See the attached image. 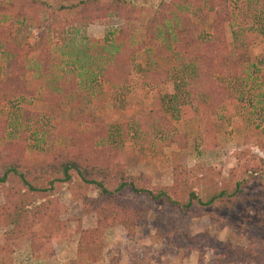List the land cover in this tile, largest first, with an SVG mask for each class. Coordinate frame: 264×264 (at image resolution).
<instances>
[{"label":"rangeland","instance_id":"374dc122","mask_svg":"<svg viewBox=\"0 0 264 264\" xmlns=\"http://www.w3.org/2000/svg\"><path fill=\"white\" fill-rule=\"evenodd\" d=\"M43 1L49 9L21 12L19 1L0 0V26L5 30L0 31V85L12 88L11 83L20 81L19 77L5 79L14 62L35 67L30 76L32 92L25 96L29 104H17L19 111L15 110V94H3L11 115L5 137L13 144L4 150L11 157L19 155L29 167L44 166L53 159L55 150L70 140L84 151L103 154L113 173L122 172L150 188L166 187L178 199L191 188L199 193L230 188L247 176L244 171L255 166L258 159L264 162V155L255 144L258 136L252 130L254 125L246 126L237 115L231 118L208 110L212 132L207 136L209 127L202 116L205 108L197 100L198 88L192 89L190 102L184 101L180 107L171 102L173 85L167 78L165 64H172L173 54L158 58L147 47L129 53L144 38L143 25L149 9L159 1L169 0H137L136 30L125 51L128 69L114 79V83L126 81L129 94L116 93L118 100H109L114 86L102 82L101 73L98 74L101 68L95 67L89 46L102 39L104 51H111L112 37L118 30L129 29L126 24L115 19L87 26L74 23L66 29L65 36L66 49H72L71 57L54 58V63L45 66L44 76L40 72V52L44 48L36 43L38 33L46 32L48 47L57 56L61 42L45 24L48 20L72 21L74 16L65 12L59 17L57 0ZM10 6L14 12H10ZM17 10L22 17L13 15ZM34 17L38 21L31 23ZM223 39L232 52L226 27ZM249 41V61L264 73V34L257 30ZM154 43L161 50L163 41ZM97 49L94 45L91 50ZM63 72L67 77L73 75L69 84V92L74 94L71 105L59 102L64 88L58 79ZM256 81L264 85V80ZM227 86L229 91L234 89ZM22 111L37 115L34 117L39 121L43 118L55 130L42 135L40 131L29 133V138L19 143L22 140H17V116ZM247 113L238 115L254 118ZM86 124L90 130L83 132ZM199 136L202 142L195 141ZM135 140L140 145L134 144ZM174 177L176 181L172 180ZM183 177L185 186L179 181ZM249 181L232 210L194 208L179 213L159 203H146L148 215L130 230L114 225L94 234L97 226L90 209L94 190L75 180L57 188L51 199L27 201L31 209L28 218L18 226L12 225L8 215L16 202V180L9 177L0 184V264H217L227 251L247 248L250 234L262 241L260 248L264 249V185L252 178ZM144 204L138 201L135 206L144 208Z\"/></svg>","mask_w":264,"mask_h":264},{"label":"trees","instance_id":"16d2710c","mask_svg":"<svg viewBox=\"0 0 264 264\" xmlns=\"http://www.w3.org/2000/svg\"><path fill=\"white\" fill-rule=\"evenodd\" d=\"M17 1H19L18 8H21V12L23 10L49 9L43 0ZM56 3L58 4L59 17L66 12L74 18L72 21L57 20L52 22L48 20L45 24V28L55 32L61 42L57 56L56 52L48 47L46 32L38 33L36 43L44 48L40 52L41 61H43L40 72L45 76V66L54 63L53 59L56 57H71L72 49L69 47L66 49L65 36L67 35L66 29L74 23L87 26L95 22L104 23L109 19L122 20L129 29L125 28L116 32L112 37L114 45L111 51H104L105 46L102 39L92 41L89 51L95 67L101 68V72L98 74L101 73L102 82L105 85L107 82L110 87L114 86L109 100H118V93L128 96L129 86L125 85L126 81L121 83L115 81L114 83V79L123 75V70L128 69L125 51L129 47L132 31L136 30L134 23L137 21L138 14L137 0H57ZM9 9H11L10 12H14L11 6ZM13 15L23 16L18 13V10ZM30 20L31 23H36L38 17ZM207 21L209 25L205 28ZM224 27L229 32L232 52L228 51L223 39ZM3 28L0 26V31H3ZM257 30L264 34V0L159 1L149 9L145 18L143 25L145 39L143 38L135 48L130 49L129 53H135L147 47L151 51L149 53H155L158 58L173 54L171 56L172 64L170 66L165 64L167 78L172 81L173 85L171 102L177 107L183 105L184 101L190 102L192 89L194 88L195 91L198 88L197 95L199 97L197 100L205 108L202 116L207 121L205 124H208L209 127L207 136L212 132L211 124L208 123V112L214 110V113L231 118L237 115L241 117V121L246 126H255L252 128L253 131H257L258 136L255 137L256 139L254 138L255 144L264 155V85H258L256 81V78L264 80V73L256 64L249 61L247 55L249 40ZM156 40L163 41L161 50H158L155 45ZM94 45L98 46L96 51L91 50ZM5 50H9V47H6ZM20 64L22 62L18 61V63L14 62V66L10 65V73L5 76V79L8 80L19 77L20 81L11 83L12 88L4 84L0 85V149L3 152L0 156L2 160L0 184H4L9 177L16 180L14 188L16 202L8 215L12 225L18 226L28 218L31 209L27 201L38 197L51 199L57 188L68 185L74 180L79 182L82 187L94 190L95 198L90 208L95 215L97 226L93 231L94 234L114 225L127 231L130 230L139 220H144L148 215L147 204L159 203L176 209L179 213L194 208L217 207L218 209L232 210L251 178L253 182L264 185V162L258 159L255 166L251 165L248 170L244 171L247 176L235 181L230 188L203 193L191 188L185 192L182 198H173L166 187L150 188L146 183L137 182L122 172L113 173L111 167L105 164L106 158L102 156L103 154H98L96 151L91 153L84 151L81 147L72 144L70 140L63 147H58L55 150L53 159L46 165L29 167L19 155L11 154V157L9 152L4 150L8 145L13 144L6 141L5 137L8 134L6 130L10 129L11 115L2 99L3 94H15L16 102L12 108L18 110L16 105L25 102V96L31 94L33 89L30 76L35 67L30 68ZM70 77H67L63 72V76L58 79L64 88L59 102L67 103V105L74 102V94L69 92V84L72 79ZM227 84L233 86L234 89L229 91ZM236 84L239 85L238 88L235 87ZM55 89H58V85H55ZM186 97L187 100H185ZM26 102L30 103V101ZM249 111L252 114L247 113ZM240 112L250 116L254 115V118L238 115ZM34 116L37 115L25 111L17 116V125L20 129L17 140H22L19 143L26 141L30 136L29 133L35 134L40 131L42 135L55 130L54 126L49 127L48 122L43 118L42 121H39ZM73 123L76 125L75 121ZM83 126V132L90 130L87 124ZM195 141L202 142V139L199 136ZM134 144L140 145V142L135 140ZM175 177L172 180L176 181ZM184 179L185 177L179 180L183 186L186 185ZM138 201L145 203L144 208L135 206ZM38 208H35L33 212L36 213ZM243 228L246 229L245 226ZM261 243L262 241L257 236L250 234L247 248L227 251L224 253V258L217 264H264V249L260 248Z\"/></svg>","mask_w":264,"mask_h":264},{"label":"crops","instance_id":"0c3cea01","mask_svg":"<svg viewBox=\"0 0 264 264\" xmlns=\"http://www.w3.org/2000/svg\"><path fill=\"white\" fill-rule=\"evenodd\" d=\"M67 264V263H66Z\"/></svg>","mask_w":264,"mask_h":264}]
</instances>
